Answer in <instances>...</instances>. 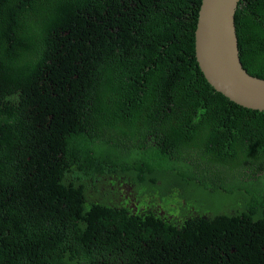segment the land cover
Segmentation results:
<instances>
[{
  "label": "trees",
  "instance_id": "1",
  "mask_svg": "<svg viewBox=\"0 0 264 264\" xmlns=\"http://www.w3.org/2000/svg\"><path fill=\"white\" fill-rule=\"evenodd\" d=\"M200 2L0 0V264H264V109L205 78ZM235 25L264 77V0Z\"/></svg>",
  "mask_w": 264,
  "mask_h": 264
},
{
  "label": "water",
  "instance_id": "2",
  "mask_svg": "<svg viewBox=\"0 0 264 264\" xmlns=\"http://www.w3.org/2000/svg\"><path fill=\"white\" fill-rule=\"evenodd\" d=\"M238 0H201L194 52L207 81L231 100L264 109V77L251 74L239 55L235 25Z\"/></svg>",
  "mask_w": 264,
  "mask_h": 264
},
{
  "label": "flooded vegetation",
  "instance_id": "3",
  "mask_svg": "<svg viewBox=\"0 0 264 264\" xmlns=\"http://www.w3.org/2000/svg\"><path fill=\"white\" fill-rule=\"evenodd\" d=\"M116 180L118 191H124L122 196L119 197L118 201L130 204L134 210L138 208L150 209L159 206V204L151 205L150 203H147L148 201H150L149 199H147L149 195H147V197H144V195L139 192L136 182H132L130 179L123 180V176L116 178ZM165 212L166 211L163 208L160 209V213Z\"/></svg>",
  "mask_w": 264,
  "mask_h": 264
},
{
  "label": "rangeland",
  "instance_id": "4",
  "mask_svg": "<svg viewBox=\"0 0 264 264\" xmlns=\"http://www.w3.org/2000/svg\"><path fill=\"white\" fill-rule=\"evenodd\" d=\"M112 178V177H111ZM103 180H105V183L103 184V188H105V189H112L113 187L114 188H116V190H118V188H117V184H116V182H114V179H112V180H106V176H104L103 177ZM114 182V183H113ZM123 192L124 191H121V192H119V191H111V192H109V195L111 196V197H113V198H115V196H116V194L118 195V199H119V197H120V194L122 195L123 194ZM208 196V195H207ZM117 199V200H118ZM207 201V198L206 199H204L203 200V202H206ZM208 201H209V199H208ZM211 202H213V199H211L210 200Z\"/></svg>",
  "mask_w": 264,
  "mask_h": 264
}]
</instances>
